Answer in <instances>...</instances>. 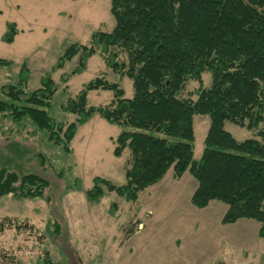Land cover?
Here are the masks:
<instances>
[{
    "label": "trees",
    "instance_id": "1",
    "mask_svg": "<svg viewBox=\"0 0 264 264\" xmlns=\"http://www.w3.org/2000/svg\"><path fill=\"white\" fill-rule=\"evenodd\" d=\"M111 14L116 22L112 32L94 33L90 46L71 44L55 69L78 56L71 75L81 74L88 60L99 55L113 73L132 80L131 99L120 84L98 77L63 106L77 116L65 125L47 111L58 90L54 80L45 76L38 89L29 91L24 64L15 79L0 87V116L18 125L29 120L49 143L70 154L78 127L99 115L122 128L114 155L121 157L128 149L131 159L124 185L93 179V188L86 191L90 202L97 204L106 190L137 204L140 193L160 183L169 170L176 180L188 171L198 182L194 207L226 204L223 225L254 221L264 241V0H112ZM17 35V26L9 24L4 41L12 43ZM11 65L0 60L1 67ZM206 72L209 87L203 83ZM192 81L199 84L197 99L181 98ZM93 91H111L114 99L107 106H89ZM196 115L210 118L199 160L194 158ZM227 122L255 136L237 141L225 130ZM49 188L50 182L37 173L0 165V199L41 200ZM116 205H111L112 214ZM50 227L41 238L50 236ZM54 228L59 234L60 227ZM12 229L35 227L9 217L0 222V233ZM133 234V227L124 231L125 239ZM49 255L45 252L42 264H59ZM10 262L22 264L14 258Z\"/></svg>",
    "mask_w": 264,
    "mask_h": 264
},
{
    "label": "rangeland",
    "instance_id": "2",
    "mask_svg": "<svg viewBox=\"0 0 264 264\" xmlns=\"http://www.w3.org/2000/svg\"><path fill=\"white\" fill-rule=\"evenodd\" d=\"M111 1L0 0V60L12 63L0 66V87L15 79L24 64L30 73L29 91L50 76L58 90L47 111L65 125L77 116L65 112L63 106L98 77L120 84L131 99L132 80L113 73L99 55L88 60L81 74L71 75L78 56L63 69H55L71 44L90 46L94 33L112 32L116 22ZM9 24L18 29L12 43L4 41ZM203 83L211 85L210 73L203 74ZM198 88L197 82H189L180 97L196 100ZM113 99L111 91H93L88 94V105L107 106ZM193 124L194 158L199 160L210 118L196 115ZM225 130L237 141L255 136L230 122ZM121 132V127L95 115L78 127L68 154L49 143L29 120L18 125L0 116V165L18 173H37L50 182L44 199H0V222L9 217L35 227L0 233V264H10L11 258L22 264H42L45 252L59 264H264L260 225L251 220L223 225L228 206L221 202L212 201L205 209L194 207L191 198L198 182L188 171L176 180L169 170L160 183L140 193L137 204L106 190L97 204L90 202L86 191L93 188L94 178L118 186L126 183L130 150L121 157L114 155ZM113 203L117 204L114 214ZM137 223L141 224L135 227ZM48 224L50 236L41 238ZM55 225L60 227L59 234H54ZM130 227L136 236L126 241L124 231Z\"/></svg>",
    "mask_w": 264,
    "mask_h": 264
},
{
    "label": "crops",
    "instance_id": "3",
    "mask_svg": "<svg viewBox=\"0 0 264 264\" xmlns=\"http://www.w3.org/2000/svg\"><path fill=\"white\" fill-rule=\"evenodd\" d=\"M135 234H133L128 240H126V241H130L131 239H133V236H134ZM136 236V235H135ZM123 237H124V235H123Z\"/></svg>",
    "mask_w": 264,
    "mask_h": 264
}]
</instances>
